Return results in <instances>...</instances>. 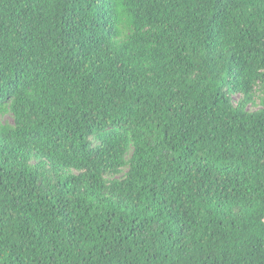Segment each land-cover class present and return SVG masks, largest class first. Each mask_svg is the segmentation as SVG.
<instances>
[{
	"label": "trees",
	"instance_id": "16d2710c",
	"mask_svg": "<svg viewBox=\"0 0 264 264\" xmlns=\"http://www.w3.org/2000/svg\"><path fill=\"white\" fill-rule=\"evenodd\" d=\"M0 264H264V0H0Z\"/></svg>",
	"mask_w": 264,
	"mask_h": 264
},
{
	"label": "rangeland",
	"instance_id": "374dc122",
	"mask_svg": "<svg viewBox=\"0 0 264 264\" xmlns=\"http://www.w3.org/2000/svg\"><path fill=\"white\" fill-rule=\"evenodd\" d=\"M3 121L11 122L12 119H11V117H10L9 115H7V116H5V117L3 118Z\"/></svg>",
	"mask_w": 264,
	"mask_h": 264
}]
</instances>
